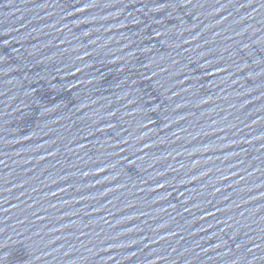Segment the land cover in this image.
Segmentation results:
<instances>
[{
	"label": "water",
	"instance_id": "water-1",
	"mask_svg": "<svg viewBox=\"0 0 264 264\" xmlns=\"http://www.w3.org/2000/svg\"><path fill=\"white\" fill-rule=\"evenodd\" d=\"M0 264H264V0H0Z\"/></svg>",
	"mask_w": 264,
	"mask_h": 264
}]
</instances>
